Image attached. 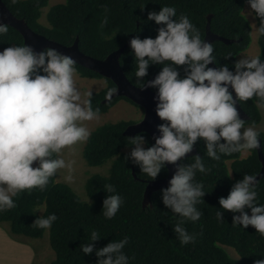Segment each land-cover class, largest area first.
Here are the masks:
<instances>
[{
    "label": "clouds",
    "instance_id": "clouds-1",
    "mask_svg": "<svg viewBox=\"0 0 264 264\" xmlns=\"http://www.w3.org/2000/svg\"><path fill=\"white\" fill-rule=\"evenodd\" d=\"M18 2L12 0L13 4ZM247 3L248 14L259 19V27L253 23L252 31L264 36V0ZM176 17L174 6L151 11L147 20L161 25L158 36L145 39L136 36L130 40L137 78L147 77L150 65H163L155 79L142 87L157 90L156 113L163 121L158 125L159 135L147 148L149 142L144 134L131 137L128 145L135 147L125 157L152 180L167 164H177L185 158L201 139L206 144L207 156L215 160L220 159L219 154L261 147L259 133L254 127L244 126L236 105L254 96L264 103V61L259 55H241L234 71L228 65L209 67L216 60L212 43L202 39L200 30L187 15ZM107 22L105 16L102 26ZM7 32L8 25L0 22V35ZM75 63L72 56L52 47L37 52L25 44L0 51V212L15 208L13 197L20 192L34 188L43 191L58 170L67 169L66 180L73 181L75 161H66L59 154L66 147L87 142L92 133L84 122L99 119L100 113L99 108L92 107V91L81 93L77 87ZM178 66H186L183 78ZM114 92L115 89H110L107 97ZM194 157L193 163L178 164L169 187L161 189L163 204L182 217L173 228L182 245L196 239L184 223L198 221L203 214L196 205L206 192L204 184L195 181L196 173L210 171L201 156ZM34 162L38 166L33 167ZM257 176L245 174L233 185L227 198L219 199V204L223 210L239 213L233 216L234 226L246 229L251 225L264 236V204L258 200ZM104 190L116 192L112 184H105ZM122 203L119 194L108 195L103 202L104 217L112 219ZM246 209L251 210V215ZM216 218L223 222V212L218 211ZM57 219L55 214L41 216L33 226L47 230ZM100 238L93 231L91 242L80 245L82 252L90 255L95 250L100 258L97 264H129L123 251L127 237L97 250L93 242ZM255 264H264V259H257Z\"/></svg>",
    "mask_w": 264,
    "mask_h": 264
},
{
    "label": "trees",
    "instance_id": "trees-1",
    "mask_svg": "<svg viewBox=\"0 0 264 264\" xmlns=\"http://www.w3.org/2000/svg\"><path fill=\"white\" fill-rule=\"evenodd\" d=\"M2 1L17 18L25 19L34 32L64 46H71L78 39L80 50L93 58L105 60L128 44L120 62L123 72L136 87H143L147 81L155 79L163 65L152 64L147 77L137 78V63L130 40L136 36L141 39L158 36L161 25L148 21L147 17L149 12H158L163 6H174L177 19L181 14L187 15L204 40L208 18L212 16L211 31L235 41L232 44L212 43L217 67L228 65L234 71L238 56L249 48L252 40L251 24L244 14L247 0H64L51 6L44 20L43 11L49 7V0H19L15 4L12 0ZM105 16L108 22L102 26ZM254 18L259 27V19ZM263 40L264 36L260 35L262 61ZM14 45H25V41L20 32L8 26V32L0 35V51ZM229 55L231 57L225 59ZM75 67L81 78L105 79L107 82L105 88L92 92V107L100 109L99 115L107 114L122 100L141 108L125 97L104 103L108 91L116 90L115 83L76 63ZM185 67L178 66L182 78ZM152 91L157 93L156 89L152 88ZM239 104L250 117L244 125L258 126L262 120L260 107L264 106L260 98L254 96L247 101H239ZM134 123L133 120H123L104 124L92 132L83 156L88 167L97 169L86 181V200L69 185L58 182L57 174L50 178L43 191L34 188L13 197L16 207L0 212V226H4L10 238L25 244L43 240L47 230L36 228L33 223L41 216L55 214L58 219L50 228L49 240L56 258L51 264H97L100 258L95 250L88 255L80 248L81 244L91 242L93 231L101 236L93 242L97 250L113 240L127 237L128 244L123 251L129 257V264H255L257 259H264V236L251 225L246 229L242 225L234 226L233 216L239 213L223 210L219 204V199L227 198L233 185L245 174L258 175L260 172L255 149H251L252 155L244 161L239 159L241 152L231 155L218 153L220 159L215 160L207 156L204 140L197 141L194 147L210 171L196 173L195 181L202 182L206 192L196 205L203 214L198 221L187 220L184 223L183 226L190 234H195L196 239L182 245L173 230L182 217L163 204L161 190L152 195L150 206L143 207L147 183L155 180L142 174L140 167L130 159H125L135 146L128 145L131 137L124 136V132ZM258 133L264 153V133ZM140 134H144L149 142L146 148L155 143L149 134ZM53 158H57V154H53ZM194 160L192 156L184 158L181 163L189 164ZM167 176L165 167L156 180ZM105 184L114 185L116 192L107 193ZM257 191L259 203L264 204V179L259 181ZM110 194H119L123 203L117 214L107 219L102 213L103 202ZM218 211L223 212V222L216 218ZM246 211L251 215L250 209ZM228 249L235 250L239 258H233Z\"/></svg>",
    "mask_w": 264,
    "mask_h": 264
},
{
    "label": "water",
    "instance_id": "water-1",
    "mask_svg": "<svg viewBox=\"0 0 264 264\" xmlns=\"http://www.w3.org/2000/svg\"><path fill=\"white\" fill-rule=\"evenodd\" d=\"M211 20L212 16H209L205 38L206 41L211 43L215 41H221L225 44H232L235 42L234 40L222 38L214 34L211 31ZM0 22L5 23L20 32V34L24 38L25 44L32 46L35 51L40 52L47 47H52L53 49H56L64 54L72 56L76 61V64L87 68L93 72H96L106 79H110L111 81H113L117 87V90L112 94L110 98H107L104 103H109L119 97H125L136 105L140 106L144 112L142 120L139 123L130 125L125 130L124 136L135 137L137 134L147 133L152 137L155 142L154 137L159 135L158 125L163 123V121L158 117L156 113L157 101L154 99V97L157 95V93H154L151 87H147L144 89H142V87H136L131 83V81L123 72L120 58L124 50L128 47V44H126L120 50L111 53L105 60L93 58L91 56L86 55L80 50L78 39L73 45L64 46L62 44L49 40L43 35L34 32L28 26L26 20L17 18L7 8V6L3 3L2 0H0ZM209 66L213 68L217 67L214 62L211 63ZM230 91H232L231 88ZM233 95L235 98L234 92ZM236 106L241 118L244 119V121L250 120V117L242 110L239 101ZM194 154H196L195 149H193L192 152L186 154L185 158L191 157ZM183 159L184 158L178 161L177 164L166 165L168 169V176L166 178L155 181H149L147 183L143 201L144 208L151 205V198L155 192L169 187V181L174 175L177 169V165L181 164V161ZM260 159L262 160L263 168L261 173L257 176V180L264 179V155L260 154Z\"/></svg>",
    "mask_w": 264,
    "mask_h": 264
},
{
    "label": "rangeland",
    "instance_id": "rangeland-1",
    "mask_svg": "<svg viewBox=\"0 0 264 264\" xmlns=\"http://www.w3.org/2000/svg\"><path fill=\"white\" fill-rule=\"evenodd\" d=\"M64 0H49V7L44 9V14L42 20L51 6L62 3ZM250 11V5L247 4L244 10V14L249 20L250 24L256 23L254 16L248 14ZM257 25V24H256ZM252 28V27H251ZM259 37L257 33L252 31V40L249 48L242 52L241 55L248 56H260L261 47L259 44ZM77 87L80 89L81 93L87 91L98 92L106 87L105 79H86L81 78L77 73L76 76ZM262 120L258 126H245L254 127L257 132L264 133V106L260 107ZM144 112L141 108L132 105L130 102L125 100L120 101L115 105L107 114L99 115V119L93 121L84 122L90 129L91 133L97 129L99 126L109 123H117L119 121L127 120L138 122L143 118ZM244 129H241L243 132ZM87 142L77 143L76 145L66 147L59 154L66 161L74 160V172L72 173L74 179L72 182L66 180V176L69 174L67 169H61L57 172V180L60 183H65L69 185L75 193L79 195L83 200H86L85 184L87 179L96 172L97 168L88 167L83 156L84 148ZM243 156L246 155V151L242 152ZM242 157V155H241ZM37 163L34 162L33 167H36ZM108 169V166H107ZM106 169V171H107ZM6 228V227H5ZM0 264H51V262L56 258L55 252L53 251L49 234L50 229H47V234L41 241L33 240L28 243V246L24 242H12L9 234L3 232L4 226H0ZM229 253L233 258L238 259V255L235 250L228 249Z\"/></svg>",
    "mask_w": 264,
    "mask_h": 264
},
{
    "label": "flooded vegetation",
    "instance_id": "flooded-vegetation-1",
    "mask_svg": "<svg viewBox=\"0 0 264 264\" xmlns=\"http://www.w3.org/2000/svg\"><path fill=\"white\" fill-rule=\"evenodd\" d=\"M116 90H117V87H116ZM116 90H115V91H116ZM120 98H121V97H120ZM248 121H249V120H248ZM244 126H246V125H244ZM259 142H260L261 147L258 148L257 150L255 149V151H256V153H257V155H258V160H259L260 165H261V166H260V172L258 173V175L261 173L262 168H263L262 160L260 159V154L264 155V153H263V141H262L261 138H259ZM193 149L196 150L195 147H193ZM196 155H198L197 150H196V154H194V155H192V156H196ZM241 155H242V157H241ZM241 155H240V158H239V159H240V161H241V160L244 161V160H247V159L249 158V156L252 155V152H251V150H246V155L243 156L242 152H241ZM192 156H191V157H192ZM260 180H262V179H260ZM260 180H258V181H260Z\"/></svg>",
    "mask_w": 264,
    "mask_h": 264
},
{
    "label": "crops",
    "instance_id": "crops-1",
    "mask_svg": "<svg viewBox=\"0 0 264 264\" xmlns=\"http://www.w3.org/2000/svg\"><path fill=\"white\" fill-rule=\"evenodd\" d=\"M0 232H1V229H0ZM3 232H5L6 233V231L5 230H3ZM7 234V233H6ZM12 240V242L14 243L15 241L13 240V239H11ZM26 246H28V244H26Z\"/></svg>",
    "mask_w": 264,
    "mask_h": 264
}]
</instances>
